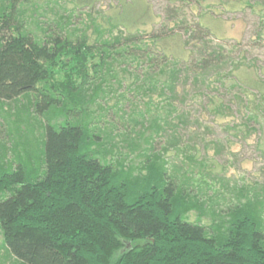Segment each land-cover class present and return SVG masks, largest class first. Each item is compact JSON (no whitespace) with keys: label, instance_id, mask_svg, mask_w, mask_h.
<instances>
[{"label":"trees","instance_id":"1","mask_svg":"<svg viewBox=\"0 0 264 264\" xmlns=\"http://www.w3.org/2000/svg\"><path fill=\"white\" fill-rule=\"evenodd\" d=\"M96 1L0 0V101L31 95L33 112L45 120L37 155L12 158L0 144L7 252L21 264H264V189L241 193L224 212L210 205L208 225L189 221L206 202L169 175L164 148L155 151L151 138L142 149L129 137L126 152L116 153L102 118L113 86L124 84L123 110L137 108V96L148 98L150 123H135L151 130L161 119L181 120L178 87L190 74L205 85L208 71L219 74L229 63L232 88L247 99L246 119L263 129L264 70L242 68L219 45L191 46L195 34L184 43L192 49L185 65L176 42L172 49L164 42L167 34L140 33L151 19L145 0H118L104 23L91 9L84 13ZM133 155L143 157L139 167L128 161Z\"/></svg>","mask_w":264,"mask_h":264},{"label":"rangeland","instance_id":"2","mask_svg":"<svg viewBox=\"0 0 264 264\" xmlns=\"http://www.w3.org/2000/svg\"><path fill=\"white\" fill-rule=\"evenodd\" d=\"M58 1L62 7H70L71 0ZM145 1L149 5L151 19L141 26L140 33L148 36L167 34L168 40L164 42L169 49L176 42L184 61L188 60L185 65L190 62L192 49L184 43L195 34L196 39L193 40L194 45L191 41V46L204 42L219 45L224 54L241 60L242 68L254 64L264 70V0ZM118 6V0H98L92 8H85L84 13L91 9V15L99 23H104L115 14ZM42 16L39 17L40 22L46 20V16ZM198 26L201 27L200 33L195 30ZM150 49L157 50L153 46ZM232 69L227 63L219 74L215 70L208 71L205 85L200 78L194 81L190 74L186 83L178 87L183 101L177 102L184 118L180 120L171 116L168 121L161 119L151 130L134 120L146 125L150 123L143 104L148 102L147 97L137 96L138 107L127 106L123 110L119 94H125L128 87L122 84L114 85L113 92L104 101V108L113 106V110L106 109L107 113L102 118L108 131L113 132L114 151L125 153L129 137L136 139L138 147L149 150L152 138L155 151L162 153L164 148L169 175L206 202L204 213L198 216L197 212H190L187 216L189 221L198 219L206 225L212 222L210 205L216 213L224 212L241 193L252 196L264 189V128L257 125L251 128L252 123L246 119L243 110L247 99L238 88H232ZM152 97L156 103V96ZM30 100L31 95H24L13 101H0V144H4L6 155L12 158L17 155L25 158L26 151L30 156L39 153L41 125L45 120L33 112ZM116 102L122 104L120 108L115 107ZM221 104L224 108L214 112L213 108ZM150 108L154 112L153 107ZM139 113L147 115V118L141 119ZM97 126L102 131V126ZM116 153L112 157H124ZM133 156L134 159L128 161L132 160L134 166L139 167L143 157ZM2 243L0 235V264H21Z\"/></svg>","mask_w":264,"mask_h":264}]
</instances>
